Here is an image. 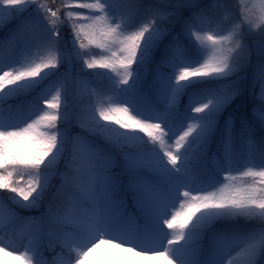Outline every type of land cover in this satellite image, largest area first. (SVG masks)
<instances>
[{"label": "snow or ice", "instance_id": "6c2138e0", "mask_svg": "<svg viewBox=\"0 0 264 264\" xmlns=\"http://www.w3.org/2000/svg\"><path fill=\"white\" fill-rule=\"evenodd\" d=\"M6 24L0 264H264V0H0Z\"/></svg>", "mask_w": 264, "mask_h": 264}, {"label": "trees", "instance_id": "16d2710c", "mask_svg": "<svg viewBox=\"0 0 264 264\" xmlns=\"http://www.w3.org/2000/svg\"><path fill=\"white\" fill-rule=\"evenodd\" d=\"M10 27H12L11 24H6L3 32H0V37H3L4 35H6L7 32H8V29ZM62 31H67V29H62ZM73 70L74 71H78L79 70V65H77L76 67H74ZM60 71L63 72L64 71V68H61ZM85 71H89L90 72V71H93V70H85ZM95 71L96 72H104L106 70L96 69ZM92 79L93 80H96V77H92ZM97 83H99V81H97ZM75 131H79V129L77 128V129H75ZM216 147H217V145L215 143L212 144L211 147H210V151H215L216 150ZM60 167L62 168V163H61ZM53 182L55 183L56 181L54 180ZM9 195H12V194H10V193H3V198H4L5 201L7 200V197ZM21 214L22 215H34L35 216V215H39V212L38 211H32V212H29V213H21Z\"/></svg>", "mask_w": 264, "mask_h": 264}, {"label": "rangeland", "instance_id": "374dc122", "mask_svg": "<svg viewBox=\"0 0 264 264\" xmlns=\"http://www.w3.org/2000/svg\"><path fill=\"white\" fill-rule=\"evenodd\" d=\"M249 6H251V0H249ZM145 139H147V137H145ZM219 185H217L218 187ZM109 264H111V261H109Z\"/></svg>", "mask_w": 264, "mask_h": 264}]
</instances>
